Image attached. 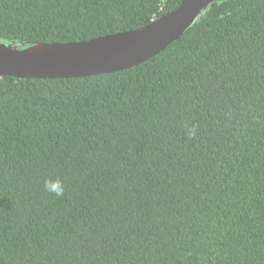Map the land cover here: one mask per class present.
<instances>
[{
	"label": "trees",
	"instance_id": "obj_1",
	"mask_svg": "<svg viewBox=\"0 0 264 264\" xmlns=\"http://www.w3.org/2000/svg\"><path fill=\"white\" fill-rule=\"evenodd\" d=\"M181 2L0 0V41L134 30ZM0 264H264V0L211 3L130 68L0 77Z\"/></svg>",
	"mask_w": 264,
	"mask_h": 264
},
{
	"label": "water",
	"instance_id": "obj_2",
	"mask_svg": "<svg viewBox=\"0 0 264 264\" xmlns=\"http://www.w3.org/2000/svg\"><path fill=\"white\" fill-rule=\"evenodd\" d=\"M215 1L182 0L143 27L87 40L38 42L26 47L0 41V77L71 78L130 68L178 39Z\"/></svg>",
	"mask_w": 264,
	"mask_h": 264
},
{
	"label": "clouds",
	"instance_id": "obj_3",
	"mask_svg": "<svg viewBox=\"0 0 264 264\" xmlns=\"http://www.w3.org/2000/svg\"><path fill=\"white\" fill-rule=\"evenodd\" d=\"M197 128L192 126L187 129V135L191 139L196 135ZM44 190L56 197H62L65 192V184L61 177L46 178L44 181Z\"/></svg>",
	"mask_w": 264,
	"mask_h": 264
}]
</instances>
